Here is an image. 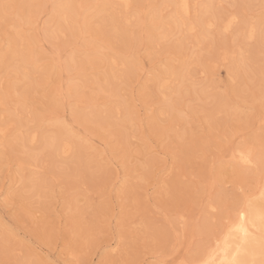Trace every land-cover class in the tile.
Returning a JSON list of instances; mask_svg holds the SVG:
<instances>
[{
	"label": "rangeland",
	"instance_id": "obj_1",
	"mask_svg": "<svg viewBox=\"0 0 264 264\" xmlns=\"http://www.w3.org/2000/svg\"><path fill=\"white\" fill-rule=\"evenodd\" d=\"M128 1L0 0V264L192 261L259 201L264 0H191V19L213 23L193 35L173 25L189 22L173 0ZM227 15L260 26L254 39L238 24L221 33ZM186 65L190 81L166 75ZM177 84L187 91L166 103ZM62 123L77 159L41 140ZM243 145L255 150L248 162L232 158Z\"/></svg>",
	"mask_w": 264,
	"mask_h": 264
},
{
	"label": "bare ground",
	"instance_id": "obj_2",
	"mask_svg": "<svg viewBox=\"0 0 264 264\" xmlns=\"http://www.w3.org/2000/svg\"><path fill=\"white\" fill-rule=\"evenodd\" d=\"M118 1L120 3H122L123 6L126 9L129 7V1L128 0H118ZM172 7H173V10H174L173 11L174 17L183 16L184 18L189 20V22L187 21L188 22L187 24L178 25V23H177L178 21L176 22L174 18H173V20L170 18L172 20V22H173V25L175 24L176 27L177 26L178 27L179 26H185V30L187 32H190V33L192 32L193 33L194 31L196 32V31H200V30H207V29H209L210 27L213 26L212 21H209V20L206 21L205 19L204 20L202 19L204 16L203 17L202 16L201 17L198 16L194 20L191 19L192 10H193V8H192L193 4H192L191 0H173L172 1ZM207 8H209V7L206 6L204 8V12H206V10H208ZM68 9H69V4L67 2H62V4H60L58 6V12H60L59 16H61V13H62L63 16L60 17V18H63V20L66 19L64 13H67L66 11H68ZM81 10H83V9H81ZM55 12H56V9H55ZM57 17H58V14H57ZM165 22H166V20H165ZM161 23H162V21H161ZM67 24H68V22H67ZM237 24H238V26L239 25L240 26L236 30V33L238 31V35L239 34L242 35L243 38L245 40H247V41L253 40L254 37L256 36V32H258V30L260 28V26L258 28L252 22H249V21H244L243 23H241L238 20V16L237 15H227L226 18L224 19V21H222V24H220L218 22V24H216V25L218 26V30L221 31V33H228L229 31L232 30L233 26L234 25L237 26ZM160 28L161 27H159V29ZM170 28H171V25H170ZM55 34H57V33H55ZM60 34H61V32H60ZM163 35H164V32H163ZM203 36H204V34H203ZM195 40H193V41L195 42ZM196 43L198 44V41ZM236 53H237V50H236ZM14 54H15V51L14 52L12 51L11 55L14 56ZM221 57H222V60H226L228 58V55L226 53H224V54H222ZM57 59H58V57H57ZM244 60H245V57L243 56V54L241 52L236 54V58L232 57V62L236 64V67H235L236 71L239 70L238 62H243ZM9 61H7V63H6L7 65H8ZM2 62H3V57L0 56V63H2ZM116 62L113 61V59H112V62H110L112 69L113 68L115 69L116 65H118L119 61H118V63H116ZM126 67H127V64L125 63V69H126ZM20 69H21V67H20ZM186 69H188L187 65L181 67L180 69H174V68H171V67H167V69H165V72H166L167 76L169 75L174 80L178 79V81L182 84V83H184L187 80L190 81L189 77H191V76L189 75V73L188 72L184 73V71ZM188 71H190V70H188ZM233 72L234 71H230V73L232 75H234V73H235V72L234 73ZM262 74L264 76V73H262ZM27 76H28V73H25L24 77H27ZM179 82H177V83H179ZM157 83H158L157 87L159 89L160 94L165 95L164 92H163V90L165 88V82L162 79H160V80L158 79ZM180 85L178 86V84H177L178 87L177 88L175 87L176 89L173 91V94H169L168 96H166V98H165L166 99L165 100L166 103H167V101L169 102V104L173 103L172 97L174 95L180 96L181 93H184V92L187 91V89H185V86H183V85L180 86ZM0 104H1V102H0ZM65 109H66V107H65ZM174 112H175V110H174ZM3 128L0 126V133L3 132V130H4ZM60 128H62L64 130L63 133H60L57 136L55 134V136L51 135V136H48V137H45V136L42 137L41 140L44 142L43 144L46 147L50 148L52 151H54V153L57 156H60L61 158L69 157L71 159L72 158L73 159H77L78 155L75 153V150H74V139H77L78 136L74 135L73 132L70 129H68L67 126L64 125L63 123H62V127H60ZM57 131H59V130H57ZM25 138L27 139V141L30 144H34L35 142H38V136L36 134V131H35V133L34 132L29 133L27 135V137H25ZM21 141H22V138H21ZM234 152H236V150ZM254 156H255L254 148L251 147V146H248V145H243L240 148V150H239L238 156L237 155L235 156L233 154L232 158H234V159L238 158L242 162H248V160H250V158L254 157ZM257 156L259 157V154ZM30 167L33 168L34 165L30 164L29 168ZM36 169H37V167H36ZM20 170H22V169H20ZM32 176H34V173L30 177L32 178ZM32 179H34V181H35V178H32ZM27 181H29V180H27ZM30 182H31V180H30ZM206 186H208V185H206ZM261 188H262L261 189V193H260V195L258 194L259 195V201L250 202V201L247 200L246 204H244L243 206L238 208L236 210V212L234 213V215L231 217V219L220 230V232L217 234V236L215 238L213 237L214 240L213 241L211 240L212 241L211 245L204 252L199 254V256L196 259H194L192 261H187V260L182 258L180 260H176L172 264H264V186L261 187ZM37 196H39L38 193H37ZM161 263L162 262H160V264Z\"/></svg>",
	"mask_w": 264,
	"mask_h": 264
},
{
	"label": "snow or ice",
	"instance_id": "obj_3",
	"mask_svg": "<svg viewBox=\"0 0 264 264\" xmlns=\"http://www.w3.org/2000/svg\"><path fill=\"white\" fill-rule=\"evenodd\" d=\"M3 7H4V8H5V10L7 11V9H8V8H10V7H15V6H13V5H7V4H5Z\"/></svg>",
	"mask_w": 264,
	"mask_h": 264
}]
</instances>
